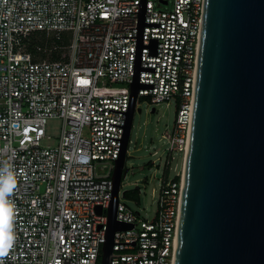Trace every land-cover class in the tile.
<instances>
[{
	"label": "built area",
	"instance_id": "2783aa9c",
	"mask_svg": "<svg viewBox=\"0 0 264 264\" xmlns=\"http://www.w3.org/2000/svg\"><path fill=\"white\" fill-rule=\"evenodd\" d=\"M139 1L0 0V164L16 176V239L10 249L0 245V264H102L124 130L110 123L126 120L110 109H128L138 29L126 27H137ZM146 3V22L161 26L145 25L143 44L158 38V52L143 48L141 67L156 71H140L154 88L139 89L137 102L178 101L174 133L163 136L185 165L206 0ZM37 32L54 42L51 50H65L60 59L27 49ZM56 118L58 140L45 144ZM183 185L184 166L164 180L151 219L119 200L117 220L135 227L116 231L114 242L136 244H114L113 254L137 255L112 256L111 264H174Z\"/></svg>",
	"mask_w": 264,
	"mask_h": 264
},
{
	"label": "water",
	"instance_id": "95a60500",
	"mask_svg": "<svg viewBox=\"0 0 264 264\" xmlns=\"http://www.w3.org/2000/svg\"><path fill=\"white\" fill-rule=\"evenodd\" d=\"M133 82L113 171L102 264H111L119 193L141 88L147 3L140 0ZM141 112V108L138 109ZM156 108L152 109L155 112ZM139 192L140 187H136ZM174 264H264V0H206Z\"/></svg>",
	"mask_w": 264,
	"mask_h": 264
},
{
	"label": "rangeland",
	"instance_id": "374dc122",
	"mask_svg": "<svg viewBox=\"0 0 264 264\" xmlns=\"http://www.w3.org/2000/svg\"><path fill=\"white\" fill-rule=\"evenodd\" d=\"M152 1L158 3L159 0ZM172 1L169 6H172ZM36 38L42 40L43 35L40 34ZM47 40L50 54L55 44L49 37H45V43ZM70 41L65 40L66 43ZM56 51L65 53L64 49ZM139 108L141 112L138 111ZM153 108H156L155 112H152ZM178 110L179 103L176 99L157 105L151 104L144 97L138 99L125 164L128 172L122 179L119 198L122 203L140 212L142 218L151 219L155 216L164 180L167 177L169 180L175 178L184 166L183 153L171 152V143L163 136L167 131L174 133ZM61 126L60 119L48 121L47 133L52 140L46 141L45 144H56ZM137 186L141 189L140 193L125 195L126 191L136 189Z\"/></svg>",
	"mask_w": 264,
	"mask_h": 264
},
{
	"label": "clouds",
	"instance_id": "9594fccd",
	"mask_svg": "<svg viewBox=\"0 0 264 264\" xmlns=\"http://www.w3.org/2000/svg\"><path fill=\"white\" fill-rule=\"evenodd\" d=\"M15 186L16 176L10 164H0V245L9 249L16 239L13 229L15 204L10 199Z\"/></svg>",
	"mask_w": 264,
	"mask_h": 264
},
{
	"label": "trees",
	"instance_id": "16d2710c",
	"mask_svg": "<svg viewBox=\"0 0 264 264\" xmlns=\"http://www.w3.org/2000/svg\"><path fill=\"white\" fill-rule=\"evenodd\" d=\"M40 34L43 35V39L42 40H38L36 38V36H38ZM38 46H42L43 49L47 48V44L45 43V36H44V34L37 32V33L33 34V36L31 37V39L28 41V43H27V49L30 52H32V53H34V54H36L38 56H40V55L42 57H48L49 56L48 58H50L52 60H57V59H60L61 58V51L53 50L50 54H46V52L48 53V50L46 52H44V51L39 52L38 51ZM178 112H179V110H178ZM128 193L129 194H132V195H136L137 193H140V192L137 189H133L131 191H126L125 192V195H128Z\"/></svg>",
	"mask_w": 264,
	"mask_h": 264
}]
</instances>
